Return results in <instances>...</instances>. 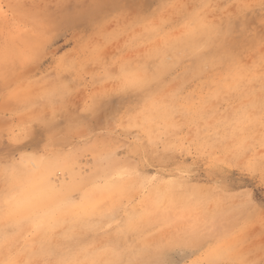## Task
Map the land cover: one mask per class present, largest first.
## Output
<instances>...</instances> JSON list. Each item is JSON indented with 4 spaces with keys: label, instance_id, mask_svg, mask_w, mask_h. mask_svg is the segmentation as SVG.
Masks as SVG:
<instances>
[{
    "label": "rangeland",
    "instance_id": "374dc122",
    "mask_svg": "<svg viewBox=\"0 0 264 264\" xmlns=\"http://www.w3.org/2000/svg\"><path fill=\"white\" fill-rule=\"evenodd\" d=\"M97 2L87 0L89 5ZM165 2L145 0L143 9L120 14L104 7L89 22L65 19L85 0H0V148L10 143L9 129L52 119L54 112L63 127L58 141L47 148L46 138L38 145L31 137L21 141L23 147L12 145L19 148L17 156L35 153L40 159L35 168L25 159L15 176L0 175V264L147 262L156 250L183 242L184 234L204 221L215 225L206 233L210 243L204 253L218 243H231L220 240L223 232H238L236 255L256 261L264 257L261 210L241 206L237 194L244 182L232 181L236 170L227 166L225 156L226 148L240 138L252 142L264 132V80L261 69L252 67L260 54L264 10L260 0H248L250 7L243 12L239 0H210L203 11L201 0H174L175 7H158ZM200 16L221 30L231 28V46L202 28ZM122 68L142 82L124 94L121 109L143 113L140 133L133 128L109 135L99 126L79 127L78 117L88 115L81 110L93 95L117 87L114 77ZM101 121L107 126L105 118ZM138 134L192 145L193 152L178 148L165 153L149 145L146 154L143 149L137 153L132 145ZM204 141L216 142L217 159L224 163L210 168L208 160L194 154V145ZM109 150H116L142 176L159 180L145 186L136 176L128 177L126 207L102 223L99 216H79L68 189L103 182L108 169L99 158ZM64 153H72L67 163H56ZM177 167L191 172L185 185L203 190L195 213L186 210V197L170 202L163 191V182H174ZM80 177L83 182L74 184ZM218 183L224 191L213 194ZM157 200L158 213L129 226L130 217L152 209ZM165 216L171 219L162 227L159 221ZM9 224L16 227L6 232ZM245 225L247 230L240 232Z\"/></svg>",
    "mask_w": 264,
    "mask_h": 264
},
{
    "label": "snow or ice",
    "instance_id": "6c2138e0",
    "mask_svg": "<svg viewBox=\"0 0 264 264\" xmlns=\"http://www.w3.org/2000/svg\"><path fill=\"white\" fill-rule=\"evenodd\" d=\"M202 8L207 9L211 6L210 0H201ZM176 4L174 0H166L164 4L158 5L159 8H172ZM238 8L241 12L247 10L250 5L248 0H239ZM107 7L111 11L120 14L126 10L143 9L145 7V0H99L97 3L91 5L87 4L74 10H70L65 19H80L91 22L93 19V13ZM260 8L264 10V0H260ZM201 27L204 28L209 34L213 35L216 39L220 40L226 47L231 46L233 42V32L231 28L228 30H221L217 25L211 24L206 20L205 16L199 17ZM261 35L259 39L260 54L258 60L253 68L259 67L261 69V78L264 80V17L261 18ZM7 57L5 61L7 62ZM119 81L116 88L111 92H101L93 95L90 98V103L86 104L81 110L88 115L79 116L76 120V124L79 127L99 126L104 128L105 132L109 135L119 134L121 129H133L135 128L138 133L142 128L140 120L143 116L142 112L129 113L127 111L121 112L126 100L124 94L131 89H138L141 87L142 82L132 74H126L121 69V73L114 77ZM262 113H264V99L261 103ZM91 117H95L93 120ZM101 117L105 118L108 123L107 126L101 121ZM127 120V123H125ZM31 124H35L36 127H32ZM261 128H264V114L260 118ZM63 134V127L61 124L56 123L55 112L52 119H36L31 123L23 125L19 130L13 127L9 129V145L4 148H0V175L5 177L15 176L17 172V165L22 163L25 159H28L32 166L37 167V161L40 159L35 153H21L19 156L16 153L19 148L12 147V145H20L21 141L31 137L33 141L39 144V142L46 138V148L54 145L60 136ZM152 146L156 150L162 149L163 152H174L178 148L180 151L187 150L193 152L192 145L170 144L163 137H152L147 134H138L134 138L132 147L137 153L142 149L147 153V146ZM218 149L216 142H199L194 145V154L196 156L204 157L209 161L208 166L210 168L216 167L218 163H224V161H218L217 159ZM259 152V155H257ZM158 152L154 151L153 156H156ZM72 153H64L60 158L56 160V163H67V159L71 157ZM226 162L227 166L236 170V173L231 177L233 182L243 181L248 185L244 188V183L241 184L242 191L238 193L241 200V206L245 209L261 210L260 223L264 227V132H261L259 140H253L250 142L249 137H243L237 140L231 146L226 148ZM101 165L108 169L107 178L103 182H93L89 187L69 188L68 197L72 201L73 205L79 210L78 215L81 217L99 216L102 223H106L107 220L118 215L126 207L124 201L128 198L129 186L126 183L128 177L136 176L139 181L147 185L155 186L159 177L142 176L137 170V167H133L124 163L121 156L117 155L116 150H109L100 154ZM141 161H138V163ZM147 164L146 160H142ZM151 167V165H148ZM174 182H163V191L169 195L174 202L176 197H186V210L197 212L202 203V188L199 185H185V178L191 175L189 169L184 167H177L174 170ZM83 177L74 179V184L83 182ZM179 185V189L176 185ZM224 191L222 184H217L214 187L213 194H218ZM74 193H78L74 195ZM106 206V202H109ZM161 208V202L159 200L153 202L152 209H141L140 212L129 218V226L131 227L136 223L138 219H143L145 216H151L154 212H159ZM183 217H177L182 219ZM171 217L165 216L160 219V225L167 226L165 221L170 220ZM97 225H91L90 227H96ZM16 227L14 224L6 226L5 231H11ZM108 227H111L108 224ZM215 225L209 226L208 221L203 222V226L196 224L189 231L184 234L183 242L171 245L165 249H158L153 254L152 259L147 262H135V264H264V257L259 261L250 260L245 256L236 255V246L238 244L239 233L223 232L220 240L223 242H229L226 247H222L221 244H216L213 247H209L207 252L204 253L206 244H209L206 233L213 231ZM247 225L240 229V232L247 230ZM198 254H200L198 256ZM193 257H197L196 260H192ZM7 264H14L13 261H8ZM56 264H76L74 261L59 260ZM113 264H121L120 261H114ZM133 264V262H129Z\"/></svg>",
    "mask_w": 264,
    "mask_h": 264
}]
</instances>
